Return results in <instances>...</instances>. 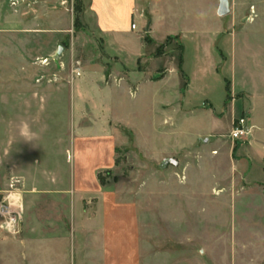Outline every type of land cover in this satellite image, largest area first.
<instances>
[{
  "label": "rangeland",
  "instance_id": "1",
  "mask_svg": "<svg viewBox=\"0 0 264 264\" xmlns=\"http://www.w3.org/2000/svg\"><path fill=\"white\" fill-rule=\"evenodd\" d=\"M49 1L74 13V0ZM228 2L218 16V0H170L153 34L136 19L115 45L82 10L79 26L33 32L28 0H0V201L14 190L23 206L16 233L0 230V264L33 260L30 215L53 211L31 192L72 181L134 204L138 264H264V172L250 146V118L264 124V0ZM241 88L256 93L252 112ZM242 113L250 133L232 140ZM77 245L64 264L91 263Z\"/></svg>",
  "mask_w": 264,
  "mask_h": 264
},
{
  "label": "crops",
  "instance_id": "2",
  "mask_svg": "<svg viewBox=\"0 0 264 264\" xmlns=\"http://www.w3.org/2000/svg\"><path fill=\"white\" fill-rule=\"evenodd\" d=\"M169 3L170 0H82V13L92 19L93 27L100 34V39L117 45L118 39L137 29L136 19H141L144 30L153 34L152 29L156 22L165 21L173 16L174 10ZM28 6V26L33 32L63 31L71 25L73 27L74 13L69 16L62 10H56L57 6L51 4L49 0H28ZM52 12L59 13L52 18ZM146 20L150 23L148 27ZM41 21L44 26L38 27L42 24ZM131 23L135 24L134 29H131ZM2 31L0 29V33ZM240 90L248 92L247 104L252 112L254 108L252 102L256 93L248 88ZM250 122L251 150L255 153L257 162L262 163L260 168L264 172V124L255 118H250ZM257 181L264 184L262 180ZM74 182L72 181L70 191L31 192L35 206L36 202L43 198L45 210L49 205L56 213L57 211L59 213L57 208L59 203L56 200L68 198L67 212L57 215L50 212L51 215L48 216L46 212L40 213L41 210L35 207L31 213L35 225L32 230L29 223V231L38 235L29 238V246H33V251L30 252L33 258L31 264H64L67 258L65 249L68 243L74 247V242H78V259L85 254L84 257L91 260L90 264H138L134 204L123 200L116 191L107 190L98 184L93 189L84 190L78 186L80 182L79 184ZM86 197L93 201L85 203ZM88 202L90 205L94 203L95 206H90ZM41 214L44 216V223L40 225ZM62 222H67V225L61 227ZM42 225L45 235L40 237ZM74 233L77 234L76 241ZM84 250L86 253H83Z\"/></svg>",
  "mask_w": 264,
  "mask_h": 264
},
{
  "label": "built area",
  "instance_id": "3",
  "mask_svg": "<svg viewBox=\"0 0 264 264\" xmlns=\"http://www.w3.org/2000/svg\"><path fill=\"white\" fill-rule=\"evenodd\" d=\"M131 29L135 28V24L131 23ZM79 72H75L79 76ZM250 133L247 115L242 113L239 117L232 120L231 128L227 136L232 140H240L246 138ZM13 185H11L12 187ZM23 215V206L20 197L13 190H8L6 195L0 201V230L7 233H16L19 223Z\"/></svg>",
  "mask_w": 264,
  "mask_h": 264
},
{
  "label": "water",
  "instance_id": "4",
  "mask_svg": "<svg viewBox=\"0 0 264 264\" xmlns=\"http://www.w3.org/2000/svg\"><path fill=\"white\" fill-rule=\"evenodd\" d=\"M228 13H229V2H228V0H218V7L216 9V14L218 16H224ZM61 50H62V47L60 46L58 49V53H60ZM166 164L176 165L177 161H175L174 159H171V158H165L162 160V166H164Z\"/></svg>",
  "mask_w": 264,
  "mask_h": 264
},
{
  "label": "trees",
  "instance_id": "5",
  "mask_svg": "<svg viewBox=\"0 0 264 264\" xmlns=\"http://www.w3.org/2000/svg\"><path fill=\"white\" fill-rule=\"evenodd\" d=\"M73 10H74V22L73 25L74 26H79L80 25V12L82 10V0H74L73 1ZM227 89V86H226Z\"/></svg>",
  "mask_w": 264,
  "mask_h": 264
}]
</instances>
